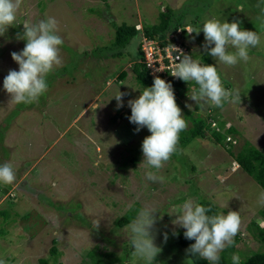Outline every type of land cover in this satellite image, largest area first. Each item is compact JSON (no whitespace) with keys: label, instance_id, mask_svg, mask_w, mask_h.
I'll list each match as a JSON object with an SVG mask.
<instances>
[{"label":"rangeland","instance_id":"rangeland-1","mask_svg":"<svg viewBox=\"0 0 264 264\" xmlns=\"http://www.w3.org/2000/svg\"><path fill=\"white\" fill-rule=\"evenodd\" d=\"M166 10L184 25L183 38L193 53L205 54L217 66L223 86L239 91L240 102H225L219 110L201 106L190 99L198 92L192 88L186 97L176 98L186 130L195 113L207 118L213 111L217 115L208 123L224 142L215 143L207 132L205 139L178 147L181 151L157 173L164 177L161 183L147 180L145 169L139 168L142 142L151 133L147 127L136 131L138 126L129 120L128 101L145 88L131 69L140 38H132L120 57L111 58L108 49L115 35L112 23L149 28ZM48 16L59 22L63 64L47 76V91L37 102L9 104L3 80L9 70L19 71L11 53L26 44L17 34L23 33L27 19L35 23ZM213 17L236 20L242 29L260 35L261 43L249 50L247 62L217 64L204 49L200 30ZM123 71L127 75L119 80ZM119 90L127 95L124 106L117 108L113 97ZM227 128L233 134H226ZM187 136L184 130L179 134L180 140ZM246 143L264 155V0H22L14 25L0 36V163L10 162L15 171L12 184L0 183V260L148 264L132 255L127 225L119 227L117 221L149 205L158 211L152 232L160 248L152 264H193L175 236L185 229L173 225L177 217L169 214L178 212L188 198L207 200L218 213L241 210L233 254L261 252L249 227L264 226V207L257 204L262 188L233 157ZM51 247L59 253L55 263Z\"/></svg>","mask_w":264,"mask_h":264},{"label":"clouds","instance_id":"clouds-1","mask_svg":"<svg viewBox=\"0 0 264 264\" xmlns=\"http://www.w3.org/2000/svg\"><path fill=\"white\" fill-rule=\"evenodd\" d=\"M21 4L22 0H0V36L14 25ZM23 27L24 31L17 34V39L25 40V47L11 53L12 59L19 65V71L9 70L3 80V89L10 96L9 104L37 102L47 91V76L63 64L61 46L64 40L59 34V22L55 17L48 16L35 23L27 19ZM200 31L205 37L204 49L216 59L217 64L226 66L247 62L250 59L249 50L261 43L256 31L242 29L236 20L221 22L215 17L206 18ZM176 50L179 53L176 61L179 62L171 75L185 82L194 81L198 85V92L191 95L190 99L201 106L207 104L218 108H223L225 102H240L238 90L223 86L216 65L205 64L182 50ZM125 95L127 93L119 90L113 97L117 101V108L124 106ZM128 106L131 108L129 120L138 126L136 131L147 127L151 133L142 142L143 160L139 168L145 169L147 180L162 183L164 177L157 173L173 154L181 151L178 148L179 134L188 126L176 102L173 86L155 76L153 85L143 88L138 98L128 101ZM187 107L192 109L190 104ZM14 180L13 165L10 162L0 163V183L12 184ZM257 204L264 207V190L259 192ZM156 212L154 207L145 205L126 226L134 249L132 255L144 259L148 264H152L160 252L152 232L157 219L154 215ZM209 213H212L210 207L188 198L178 212L169 214L176 215L172 223L186 230L185 238L195 241L186 250L187 253L191 257L199 256L209 264H218L221 253L235 244L234 238L241 230V210H228L227 214ZM98 226L99 223L96 224ZM231 260L232 264H240L238 254H233ZM0 264H5V261L0 260Z\"/></svg>","mask_w":264,"mask_h":264},{"label":"trees","instance_id":"trees-1","mask_svg":"<svg viewBox=\"0 0 264 264\" xmlns=\"http://www.w3.org/2000/svg\"><path fill=\"white\" fill-rule=\"evenodd\" d=\"M106 1V0H103ZM193 26L195 25V22L191 23ZM184 25H182V22L179 20H172L170 17V12L165 11L162 13L160 17V22L153 26V27H141V30L136 29V25H126L121 24L117 26L115 23H112V27L114 28V40L112 44L110 45V49H108L111 58H117L121 56V51L129 44L132 38L139 36L141 41V35L147 37L148 39L152 40H162L171 33H174L178 28H183ZM185 35V31H182V34L177 37L178 40L181 41L182 44L188 46V48H191L187 43L185 42V39L183 36ZM140 41L137 45V54L138 57L133 62V65L131 66V69L134 73V76L137 80V82L142 87H151L153 85L154 80L149 76L147 69L142 63H139L140 59L142 58L141 50H140ZM193 58L200 59L203 63L212 65L211 62L208 60L207 56L204 54L203 56L195 55V52L193 53V50L191 52ZM126 72L123 71L119 74L118 79L122 80L126 77ZM175 87V91L177 92V97H186L188 93H190V88L192 90H198V85L195 84L194 81L185 82L181 80L178 83H173ZM217 109H221L218 108ZM200 112L195 113L196 116L191 117L192 121V127L188 130H184L186 134H188L187 137H183L180 140L179 137V143L178 147H183L187 144H189L194 139H205L206 133H211L212 138L215 143L220 144L224 142V138H222V135L220 132L213 131L210 128V124L208 123V119H215V112L212 111L211 116H207V118L201 117L199 115ZM232 128H227L225 133L226 134H233ZM141 150V145H139L138 149L134 153L136 155ZM233 153V152H232ZM235 161L237 162L240 169L251 176L257 184L264 190V155L257 151L255 148H253L249 144L243 145L242 148H240L236 154L233 155ZM134 159H131V162H133ZM194 170V167L193 169ZM198 203L204 205L205 207H210L212 209V213H218L216 206L207 201V200H199ZM139 207H136L133 210L128 211L121 219L117 221V225L119 227H123L124 225H128L132 219H134L138 213ZM260 217L264 220V209L260 211ZM252 224V223H251ZM253 230L250 232L251 236L254 238L257 244L263 249L261 252H251L247 255L240 257V264H264V227L260 228L257 224H252ZM186 230H179L175 232L176 239L181 247H183L185 250L189 248V246L193 243H195L194 240H188L184 236V232ZM250 231V230H249ZM238 237L235 238V244ZM234 244V245H235ZM234 245L225 249L221 253V258L218 262V264H232V260H230L231 255L233 253H236V249L234 248ZM51 256L53 257L54 263L56 262L59 253L57 252L56 248L51 247L50 249ZM239 255V254H238ZM191 262L193 264H209V262L203 260L199 256L191 257L190 254H188ZM112 263V262H111ZM40 264H47L46 261L40 260ZM97 264H102V260H99Z\"/></svg>","mask_w":264,"mask_h":264},{"label":"built area","instance_id":"built-area-1","mask_svg":"<svg viewBox=\"0 0 264 264\" xmlns=\"http://www.w3.org/2000/svg\"><path fill=\"white\" fill-rule=\"evenodd\" d=\"M136 29L141 30V28ZM183 30L185 31V35H187L185 28H178L174 33H171L162 40L148 39L142 34L140 41L142 58L138 62L145 66L149 76L153 80L155 76H159L171 83L174 89L175 98H177V92L175 91L173 83H178L182 80L171 75L176 63L179 62L176 61V55L179 54L176 49L182 50L185 54L192 56V50L177 39V37L182 34ZM211 114L212 113L208 111V116H211ZM210 120L213 121L214 119ZM226 141L233 145L236 144L235 140L229 138H227Z\"/></svg>","mask_w":264,"mask_h":264},{"label":"crops","instance_id":"crops-1","mask_svg":"<svg viewBox=\"0 0 264 264\" xmlns=\"http://www.w3.org/2000/svg\"><path fill=\"white\" fill-rule=\"evenodd\" d=\"M262 220H263V219H262ZM257 225H258V224H257ZM258 226H259L260 228H263V227H264V226H260V225H258ZM258 245H259V244H258ZM245 255H247V254H244V255H243V254L239 253V256H240V257H243V256H245Z\"/></svg>","mask_w":264,"mask_h":264}]
</instances>
